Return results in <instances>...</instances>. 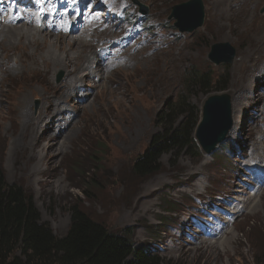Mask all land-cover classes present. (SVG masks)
Wrapping results in <instances>:
<instances>
[{
    "label": "rangeland",
    "instance_id": "rangeland-1",
    "mask_svg": "<svg viewBox=\"0 0 264 264\" xmlns=\"http://www.w3.org/2000/svg\"><path fill=\"white\" fill-rule=\"evenodd\" d=\"M188 1L126 2L128 11L124 14L119 12L118 22L142 20L140 28L144 24L157 23L159 27L154 31L158 33L161 49L171 46L180 48L185 44L187 56H166L154 60L151 66L145 64L128 71H118L110 80L116 81V90L108 89L112 83H103V87L95 86L88 80L83 82L84 86L90 87H85L76 96L91 91L97 93H93L91 98L87 96L80 106H70L74 116L70 128L52 125V129L45 133L49 125L47 117L50 118L51 111L55 109L49 108V105L54 106L65 99L61 92L65 88L58 87L63 85L65 72L57 63H54L55 67L48 65L42 68L40 60L24 57V62L13 75L8 76L10 73L5 70V82L0 87V169L8 189L12 192L20 189L24 196H31L41 222L57 237L66 234L72 209H76L113 233L128 230L132 241L143 245L149 254L159 258L161 264H264V191L259 200L250 205V212L235 216L232 206L220 208L225 210L224 217L231 225L230 232L217 244L215 242L216 245L212 243L209 246L203 241L193 244L190 240L205 232L210 224H221L223 221L216 211L219 210L216 207L221 203L219 201L235 199L241 191V180L244 178L236 169L233 158L235 147L243 144L239 157H248L246 163L254 162L256 154L264 155V112H259L257 107L254 108L256 111H247L248 106L260 103L259 98L260 109L264 104L259 93V86L262 88L264 85L261 84L264 80V13H260L264 0H256L252 6L253 16L262 17L263 21L256 18L251 25L247 6H251L252 0H201L203 25L192 33H180L173 26L177 20L169 19V16L173 8ZM238 1L248 5L236 11L232 9V4ZM140 6L147 10L146 15L140 14ZM71 39L46 35L38 47L43 57L53 62L55 49L50 45H55L53 42L65 43L68 50L64 56L71 63L64 70L72 74L69 78L76 80L84 77H79V74L87 52L84 50L83 62L76 61L79 51L77 46H68ZM217 44H227L234 49L231 64L214 65L208 60L213 46ZM24 47H28L25 40L15 41L12 48L3 44L0 46V59L3 57L1 50L6 51V59L11 51L14 58H19ZM33 49L30 47L28 51L36 54ZM246 53L250 62L241 67L242 56ZM64 56L61 55L62 58ZM168 59L170 75L161 66ZM192 72L208 73L212 85L223 77L224 83L216 85L227 88L225 94L231 95V104L238 96L242 97L240 106L244 107L240 119H236L230 135L210 155H203L200 150L195 153L194 149L182 152L177 159L172 154L165 155L156 173L137 175L133 168L136 159L157 134L165 132L159 125L161 111L169 100L182 93L186 78ZM254 79L259 80L258 91L254 89ZM189 91L192 102L199 108V118L208 96L223 94L203 96L197 88ZM53 92H56L54 97L51 95ZM24 98L25 105H31L27 109L31 123L21 135L23 143L16 147L13 141L19 133L18 119L25 112V105L21 102ZM74 98L75 95L70 101L66 99L65 105H71ZM35 102L38 105L34 112ZM40 105L41 115L38 111ZM47 108L49 112H46ZM56 132L59 134L57 140L45 136L56 135ZM249 133L257 142L247 150L249 144L254 143L249 140ZM50 141L53 145L48 150ZM39 144L43 148L38 152ZM60 147L62 150L57 151ZM52 151L54 154H51ZM39 157L41 162H38ZM193 173L196 175L190 178ZM235 179L240 180L238 184ZM200 244L205 245L198 247Z\"/></svg>",
    "mask_w": 264,
    "mask_h": 264
},
{
    "label": "bare ground",
    "instance_id": "bare-ground-1",
    "mask_svg": "<svg viewBox=\"0 0 264 264\" xmlns=\"http://www.w3.org/2000/svg\"><path fill=\"white\" fill-rule=\"evenodd\" d=\"M127 1L128 0H0V46L5 44L7 46H11L12 48L15 41L17 40H25L28 42V47L23 48V53L19 58H14V55L11 51L8 54V58L6 59V51L1 50L3 57L0 59V87L5 82L4 71H9L10 74L8 76L13 75V72L17 71L22 62H24V57H26L28 60H40L42 68L48 65L55 67L56 65L54 63H57L59 65L58 67L63 69V71L65 72V80L63 82V85L60 84V86H58L61 89L65 88V91L61 90V92L64 93L63 97H65V99L63 98V101L56 102L54 106L53 104L51 106L49 105V108L55 107V109L51 111L53 113L51 117H47L49 125L45 128V133H48L52 129V125L60 128H70L74 123L73 113L69 109L70 106L74 104L75 106H80L82 103H84L87 96L92 97L93 93H97V91H91L84 93L85 95L83 94V96H76V93L80 94L81 92H83L85 87H87V89L90 87V85L84 86L83 82H86L88 80V82L92 83L95 86L98 85L103 87H105L103 83H107V85L112 83V87L107 88L116 90L118 88L116 81L110 82V80L111 76L117 74L118 71H128L130 69H135L137 66L143 67L145 64L151 66V64L154 63V60L158 58H165L166 56L175 58L178 54L181 57L186 58L187 53L186 51H184L185 44H182L180 48H178L177 46H171L168 49H161V46L158 44V33L154 31L155 28L159 27V24H144L145 26L140 28L143 23L142 20L133 19L118 22L117 18L119 17V12L121 14H124L128 11V7L126 5ZM255 2L256 0H252L251 6H247V8L249 7L250 25L256 21V18L259 21H263L262 17L260 18L257 16H253L252 6ZM245 5H248V3L238 1L232 4V9L239 11L243 7H245ZM211 19L212 18L210 16L209 20L211 21ZM99 32H101L100 35L102 37L96 36V34L100 36ZM46 35L52 37H60L64 40L67 39V37L73 38L69 40L68 46L70 48H72L73 46H77L76 50L79 51V54L76 58V61L83 62L84 58L82 57V55L85 54L84 50H86V60L81 69V73L79 74V77L84 76L83 78H77L76 80H74L73 78H69L72 77V74L64 70L71 63V60L69 59V61L68 58L64 56L67 55L68 50L66 49L65 43L60 44L58 42H53L55 45H50L55 49V54L53 55L55 60H53V62H51L52 59L46 60V58L43 57L44 54L39 50L38 43L42 44ZM32 37L35 39H33ZM12 40L15 41L11 42ZM30 47L34 48L33 52L36 54H31L32 51H28L30 50ZM175 49H178V52H175ZM61 55L65 58H62ZM240 60L241 58L239 59V61ZM242 60L243 63L240 62V65L241 67H245L244 64L246 65L250 62L249 54H243ZM129 64L132 65H130L129 67ZM161 66L168 75L171 74V68L168 69L170 67L169 59L167 63ZM37 69L40 70V68ZM79 70L80 69L78 68L77 71L79 72ZM49 76L52 77V73H49ZM258 79L257 81L256 79L253 80V83L255 84L254 89L257 91L259 81ZM263 81L264 80L261 81V84L264 83ZM259 93L262 97V100H264V85H262V88L259 86ZM55 94L56 92H53L51 95L54 97ZM74 95L75 98L74 101L71 102V105H65L66 99L70 101V99H72ZM248 99L249 98H247V100ZM24 100L25 98L22 99L21 102L25 105ZM259 101L261 103L260 98ZM241 102L242 97L239 96L237 99H235V101H233L232 104L230 100V133L234 128L236 119H240V113L241 111H243L244 106H240ZM255 103L256 102H254V105ZM260 103L255 106H248L247 111H256V109L254 108L257 107L259 112H264V104L260 109ZM30 107L25 105V112H23L18 119L17 124L19 133L17 134V136H15L13 141V145H16V147L23 143V141H20L21 135L25 132L26 126H29L31 123L29 121L30 115L28 116L27 114V109H29ZM49 108L46 109V112H49ZM38 111L40 114L41 105ZM44 117L45 116H43V118ZM58 132H56V135H46L45 133L42 134H45V136L49 138L52 137L53 139L57 140L59 138ZM247 135L249 136V140H252L254 142L251 145L249 144V147L247 149L249 150L257 141L250 135V133ZM42 144L38 145V152L43 148ZM49 144L53 145V142L50 141V143H48L47 145L48 150H51L52 145L50 146ZM242 145L240 144L235 147V156L233 157L235 165L237 166V168H234L242 173L241 175L244 178L241 180L242 183L240 182L242 186L239 190L241 191L238 197L235 199L219 201L221 202V205L218 204V206H216L219 210H215L219 213V218L223 222L221 224L218 222H216L215 224L212 223L207 226L205 232L198 233L197 236H195L193 239L190 238L193 244L203 241L205 244H209V246H212V243L215 244L216 242L217 244L220 239H222L225 235L228 234V232H230L231 222L228 221L226 217H224L226 216L224 213L225 210L220 209L224 205L232 206L236 216L240 213L252 211L250 205L252 204L253 206V204L259 200V197L262 196V192L264 191V155L256 154L257 156L254 157V162L249 161V163H246L248 157H239L240 153L242 152ZM61 150L62 147H60L57 151ZM51 154H54L53 151L51 152ZM243 154L244 153H242L241 155ZM41 161L42 159L39 157L38 162ZM194 175H196V173H193L190 178H192ZM235 180L236 184H238V181H240L239 179ZM205 244H200V246L198 247H202Z\"/></svg>",
    "mask_w": 264,
    "mask_h": 264
},
{
    "label": "trees",
    "instance_id": "trees-1",
    "mask_svg": "<svg viewBox=\"0 0 264 264\" xmlns=\"http://www.w3.org/2000/svg\"><path fill=\"white\" fill-rule=\"evenodd\" d=\"M208 73L192 72L186 78L182 93L169 100L161 111L159 125L165 130L157 134L134 163L137 175L156 173L165 155L177 159L184 151L199 148L194 130L199 120V108L191 99L189 89L197 88L203 96L225 93L221 77L215 85ZM0 169V264H161L143 245L132 241L131 233H113L72 209L70 227L57 237L40 220L33 198L21 190L8 189Z\"/></svg>",
    "mask_w": 264,
    "mask_h": 264
},
{
    "label": "water",
    "instance_id": "water-1",
    "mask_svg": "<svg viewBox=\"0 0 264 264\" xmlns=\"http://www.w3.org/2000/svg\"><path fill=\"white\" fill-rule=\"evenodd\" d=\"M195 9V10H194ZM140 14L146 15L147 10L140 6ZM184 14H183V13ZM264 13V6L260 10ZM177 20L173 26L180 33H192L200 28L204 22V12L201 0H189L181 6L173 8L169 19ZM222 51V52H220ZM235 51L227 44H217L208 55V60L214 65L222 63L231 64ZM60 80L58 77L57 81ZM231 95H210L204 102L200 118L194 130V141L203 155H210L221 143H223L231 130ZM38 103L35 102L34 112Z\"/></svg>",
    "mask_w": 264,
    "mask_h": 264
}]
</instances>
